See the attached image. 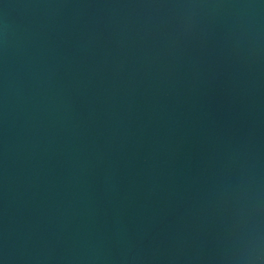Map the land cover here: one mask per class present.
Returning <instances> with one entry per match:
<instances>
[{
	"label": "water",
	"instance_id": "water-1",
	"mask_svg": "<svg viewBox=\"0 0 264 264\" xmlns=\"http://www.w3.org/2000/svg\"><path fill=\"white\" fill-rule=\"evenodd\" d=\"M0 264H264V0H0Z\"/></svg>",
	"mask_w": 264,
	"mask_h": 264
}]
</instances>
